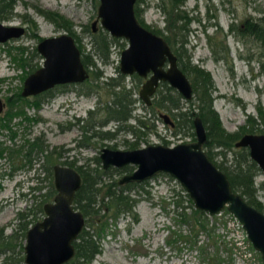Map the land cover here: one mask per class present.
<instances>
[{"label": "rangeland", "instance_id": "1", "mask_svg": "<svg viewBox=\"0 0 264 264\" xmlns=\"http://www.w3.org/2000/svg\"><path fill=\"white\" fill-rule=\"evenodd\" d=\"M156 2L159 3L160 0L140 2L138 4L140 17L149 28L161 29L163 33H167L164 30L163 13L155 6ZM97 4L98 0H17L13 12L6 18L0 19V22L8 25H23L25 28L26 23L22 22L21 14L26 13L36 23L35 33L40 39L43 36L67 31L47 20L34 7L58 12L72 23V29L77 42L82 46L83 53L91 54L95 62L94 66L102 74L99 78L100 84L107 77L117 76L119 54L127 41L124 37H116V40L110 43L108 59L102 62L97 58L91 50L87 30V27L91 29V22L96 19ZM180 9H184L190 17L187 23L184 53L189 56L191 63L203 67L210 73L214 85L213 107L218 112L222 126L233 131L244 123L247 114L257 115L255 106L258 102L264 110V68H260V63L264 61V46L249 38L241 42L233 33H228L227 28L231 22L239 23L245 16L264 15V0H184ZM215 26L220 27L221 32H215ZM94 27L95 30L103 29L98 19ZM206 34L216 36L218 34V39L225 34L224 44L228 48L227 61L214 59ZM36 36L31 35V32L25 28L21 35L0 42V98L5 103L0 115L8 107L7 98L16 90L20 91L24 77L41 65V56L30 55V51L35 48L38 41ZM17 45L26 47L24 55L28 57V64L24 67L18 66L11 57L15 54L13 46ZM7 48H10V52H7ZM30 64L33 68L28 71ZM25 69L28 72L23 75ZM121 74L124 75L122 78L124 86L133 88L132 97H134L132 116L124 123L135 125L134 115H143L147 108L138 96V89L144 77L136 78L134 73ZM65 85L67 89L56 91L49 100L37 107L24 104L26 115L37 120L25 126V122L16 124L19 117L12 118V127L16 130L14 141L17 143L13 144L5 130L0 129V141L3 145L16 147L22 136L42 134L49 148H54L55 152L60 151L57 162L64 159L72 161L74 166L85 162H88L89 166L100 164V161L96 163L93 157L102 146L130 148L128 141L134 140L135 136L125 130H119L114 135L103 138L92 136L88 145L77 146L76 139L82 138L78 124L86 118L89 119L88 122L103 119L102 109L91 115L88 114V110L95 111L97 107H101L108 99V95L104 87H97L96 91L88 95L77 93L76 88H85L82 81ZM184 105L187 106L186 103ZM144 116L146 125L153 124L151 128H140L143 133L138 139L137 146L154 142L172 145L176 142L194 140L190 128L182 127L174 131L163 123L161 118H156V115L152 117L145 113ZM76 118L81 121H77ZM115 124L114 120H107L105 124L95 128L99 131L113 130ZM12 164L15 165L16 161L11 163L6 155L0 157V230L3 234L17 231L13 239L15 248L10 264H25L23 262L25 239L21 236L20 229H17L18 224L26 222L28 227L42 218L44 212L43 208L38 209V202L49 186V178L41 169L39 170L37 163L14 168ZM123 172L111 170L110 178L104 176L102 181L118 179ZM254 179L256 183L259 182L264 179V173L259 170ZM179 185L172 176L160 172L148 178L142 185L143 188L137 187L136 192L132 190L131 195L137 197L134 205L137 220L129 221V216L123 213L114 219L107 218V227L99 240L100 250L86 264H204L196 248L180 245L176 239H173L177 237L176 234L180 229L185 228L174 221L173 213L170 211L171 205L166 203L165 205L164 201H169L172 189L178 190ZM257 196L264 211V194L260 189L257 190ZM19 213H22L23 217L20 218ZM205 217L208 225L213 226V231L210 236L205 233L198 234L197 243L204 244L209 251L217 249L220 252L221 264H262L259 252L251 246L240 223L229 211L222 208L214 214L206 212ZM226 248H229V251H226ZM20 255L22 259H19ZM2 257L3 254H0V260Z\"/></svg>", "mask_w": 264, "mask_h": 264}, {"label": "trees", "instance_id": "2", "mask_svg": "<svg viewBox=\"0 0 264 264\" xmlns=\"http://www.w3.org/2000/svg\"><path fill=\"white\" fill-rule=\"evenodd\" d=\"M184 0H160L155 5L163 13L165 21L163 33L161 29H152L145 24L140 17L138 4L147 3V0H135L134 14L138 21L145 27L151 29L156 34H161L165 41L170 45L172 51L176 55L178 66L188 77L192 89V94L189 99H184L179 92L167 84L166 81H161L153 93V97L146 111L143 115L136 114L135 125L124 123L130 116L134 106V97H132L133 88H126L123 83V76L117 69L116 77H107L105 81L99 84V78L102 77L101 72L94 66L95 62L91 58V54L83 53L82 46L77 42V38L72 29V23L56 11L47 10L39 7H34L35 10L43 15L47 20H50L58 27L67 31L74 37L77 47L80 50V59L88 70V76L82 81L85 88H76L77 93L88 95L97 90V87H104L108 95V99L103 102L101 107H97L95 111L88 110V114L97 112L102 109L104 115L103 119L99 121L88 122L89 119L76 118L81 123L78 124L81 130V137L76 139L77 146L88 145L89 137L99 136L108 137L114 135L119 130H128L134 134L135 139L128 141L130 148L138 145V139L143 131L140 128H151L152 124L146 125L143 119L145 113L156 118H159L160 112H166L172 121V125L167 124L173 128L174 131L180 128H190L193 137V118L198 116L205 128V140L202 148L208 157L215 163V165L223 170L229 180L232 190L242 195L246 201L258 209L262 210L261 201L258 199L257 190L260 189L264 194V179L255 182L254 176L259 172V167L255 161L249 157L248 149L244 146H234V141L244 132H264V110L259 102L256 104L257 115L253 116L247 114L244 123L240 124L237 129L229 131L225 129L219 119L218 112L213 107V80L210 73L203 67L191 63L189 56L185 54L184 44L186 43V34L188 32L187 23L190 17L184 9H180ZM17 0H0V19L6 18L13 12ZM22 22L26 23L25 28L31 32V35L36 36V23L27 15L22 13ZM215 32H221V28L215 26ZM89 33V42L91 50L97 58L105 62L110 53V43L116 40V37L109 36L106 30L98 28L92 30L87 27ZM228 33L231 32L241 42L248 38L258 41L264 46V15L259 16H245L239 23L231 22L227 28ZM218 36V34H217ZM216 35L206 34L208 45L214 54V59H222L227 61L228 48L224 44V37L220 39ZM37 37V36H36ZM38 38V37H37ZM39 39V38H38ZM15 54H12V59L15 60L18 66L24 67L27 62V55H24L26 47L13 46ZM10 52V48L6 49ZM14 53V52H13ZM30 55L39 56L36 49L30 51ZM31 65V64H30ZM29 65L28 71L32 70L33 66ZM93 68H89V67ZM230 68V67H229ZM260 68H264V61L260 63ZM23 70V75L28 72ZM136 78L139 76L134 73ZM89 85V86H88ZM67 85L62 84L52 89H46L36 95L21 96L19 90H16L8 97V107L4 113L0 115V129L5 130L6 135L13 141L16 136V130L12 127V118L19 117L16 124L25 122L26 125L33 123L37 119L28 117L23 109L24 104H31L35 107L42 102L49 100L56 91L65 90ZM88 86V87H86ZM187 104V106L184 105ZM156 113V114H155ZM142 117V118H141ZM107 120H114L116 122L113 130L99 131V126L106 123ZM28 123V124H27ZM96 126V128H95ZM24 135V134H23ZM194 138V137H193ZM192 138V139H193ZM166 143V141H163ZM8 146V145H7ZM6 155V158L13 163L12 167L31 166L37 163L39 170L49 178V186L43 198L38 202V209L42 210L44 202L50 200L55 193L52 178V164L57 162V157L60 151L49 148L42 134H35L31 137L22 136L21 141L16 147H6L0 141V157ZM229 155V156H228ZM96 163L99 162L97 156L93 158ZM60 163L74 166L72 161L62 160ZM111 170L120 172L131 170V165H124L119 168L109 167ZM103 169L100 164L97 166H89L88 162L74 166V169L79 173L80 185L74 193L72 200L73 207L77 208L83 215V226L77 235L76 240L73 241L74 254L67 262L63 264H86L89 263L99 248V240L107 227V218H115L120 213L129 216V221L137 220V213L134 210V205L137 201L136 196H132V190L136 192L137 187L143 188V184L147 182L144 179L140 182H125L118 183L117 179H112L103 182V177L110 178V169ZM40 187V186H35ZM136 189V190H135ZM180 190V191H179ZM138 194V193H137ZM171 205L170 211L173 213L174 221L183 225L185 229L177 232V237L173 238L179 242L180 245L185 244L189 248H196L198 254L202 257L204 264H221L220 252L216 250L207 249L202 243L198 242V234L205 233L207 236L211 235L213 226H209L206 219V212L193 207L191 199L184 191L183 187L179 185V189H172L169 201H164V204ZM165 204V205H166ZM18 216L23 217L22 213ZM27 228L26 222H20L18 228L21 236L24 238L25 230ZM17 231L14 230L8 234H3L0 230V254H3L0 264H10V259L13 257L15 242L13 241ZM216 243V239H214ZM179 245V248H180ZM216 246V245H215ZM217 248V247H215ZM229 251V248L225 249ZM22 259V256H19Z\"/></svg>", "mask_w": 264, "mask_h": 264}, {"label": "water", "instance_id": "3", "mask_svg": "<svg viewBox=\"0 0 264 264\" xmlns=\"http://www.w3.org/2000/svg\"><path fill=\"white\" fill-rule=\"evenodd\" d=\"M135 0H98L96 19L110 36L124 37L127 44L121 49L118 69L123 74L135 73L144 77L138 96L149 105L160 81H166L184 99L191 97L187 76L177 66L176 57L165 39L142 25L134 14ZM94 19L91 29L95 30ZM24 32L23 25L0 22V42ZM41 65L29 72L22 81L21 96L38 94L55 84L81 82L88 75L80 59V50L67 32L43 36L35 45ZM5 106L0 98V112ZM164 123L172 125L168 114L160 112ZM194 140L172 145L154 142L132 148L102 146L99 159L102 167L133 168L123 172L118 183L140 182L156 173L172 176L191 199L193 207L214 214L225 208L237 219L246 239L259 252L264 264V211L248 203L232 190L226 173L208 157L202 144L205 128L198 116L192 121ZM234 146H246L248 154L264 173V132H244ZM52 183L55 193L43 203L44 215L25 230L23 262L25 264H63L74 254L73 241L83 226V215L72 200L80 185L79 173L72 166L52 164Z\"/></svg>", "mask_w": 264, "mask_h": 264}, {"label": "flooded vegetation", "instance_id": "4", "mask_svg": "<svg viewBox=\"0 0 264 264\" xmlns=\"http://www.w3.org/2000/svg\"><path fill=\"white\" fill-rule=\"evenodd\" d=\"M133 9H134V6H133ZM24 30H25V28H24ZM169 45V44H168ZM170 46V45H169ZM170 49L172 50V48L170 47ZM173 52V51H172ZM174 53V52H173ZM175 55V54H174ZM175 57H176V55H175ZM176 63H177V66H178V62H177V58H176ZM179 67V66H178ZM180 68V67H179ZM87 74H88V72H87ZM88 76V75H87ZM86 76V77H87ZM85 77V78H86ZM188 78V77H187ZM144 80V79H143ZM189 80V79H188ZM161 82V81H160ZM160 82H158V84H157V86H156V88H155V91H156V89H157V87H158V85H159V83ZM190 82V81H189ZM70 83H72V82H70ZM63 84H69V83H63ZM167 84H168V82H167ZM59 85H62V84H55V85H53L51 88H49V89H52V88H55V87H57V86H59ZM169 85V84H168ZM175 89V88H174ZM176 90V89H175ZM155 91H154V93H155ZM177 91V90H176ZM178 92V91H177ZM36 95V94H35ZM153 95V94H152ZM29 96H32V95H29ZM24 97H26V96H24ZM152 97V96H151ZM150 102H151V99H150ZM125 131H128V130H125ZM90 138V137H89ZM147 144V143H146ZM108 147V146H107ZM136 147H138V146H136ZM244 147H246V146H244ZM110 148H112V147H110ZM247 148V147H246ZM99 152H100V149H99V151H98V153H97V155H95V156H97L98 157V159H99ZM95 156L93 157V158H95ZM99 161H100V159H99ZM126 165V164H125ZM128 165H130V164H128ZM124 166V165H123ZM132 166V165H131ZM100 167H102L101 166V163H100ZM109 167H115V166H113V165H108V166H106V167H102L103 169H108ZM120 167H122V166H120ZM115 168H119V167H115ZM132 168H133V166H132ZM131 168V169H132ZM110 169V168H109ZM111 170V169H110Z\"/></svg>", "mask_w": 264, "mask_h": 264}]
</instances>
